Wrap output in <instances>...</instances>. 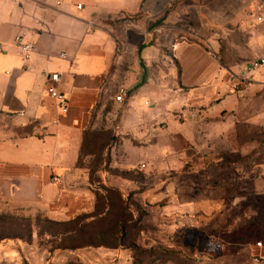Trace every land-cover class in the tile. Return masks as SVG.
I'll list each match as a JSON object with an SVG mask.
<instances>
[{"label": "crops", "instance_id": "1", "mask_svg": "<svg viewBox=\"0 0 264 264\" xmlns=\"http://www.w3.org/2000/svg\"><path fill=\"white\" fill-rule=\"evenodd\" d=\"M17 38L33 45L29 59ZM53 72L65 110L46 91ZM249 103L259 110L248 115ZM233 108L264 125V0H0L8 204L91 221L111 213L112 194L127 206L136 192L179 222L196 221L215 200L193 184L187 199L177 179L188 175L185 152L200 146L195 118ZM252 251L264 259V244Z\"/></svg>", "mask_w": 264, "mask_h": 264}, {"label": "rangeland", "instance_id": "2", "mask_svg": "<svg viewBox=\"0 0 264 264\" xmlns=\"http://www.w3.org/2000/svg\"><path fill=\"white\" fill-rule=\"evenodd\" d=\"M257 110L248 104V115ZM237 111L195 118L200 146L185 152L188 175L177 178L185 196L193 184L201 199L215 200L210 214L179 222L161 203L130 192L127 206L112 194L111 213L102 218L65 222L0 199V264H264L252 251L264 244V125ZM227 116L231 131H223Z\"/></svg>", "mask_w": 264, "mask_h": 264}, {"label": "built area", "instance_id": "3", "mask_svg": "<svg viewBox=\"0 0 264 264\" xmlns=\"http://www.w3.org/2000/svg\"><path fill=\"white\" fill-rule=\"evenodd\" d=\"M261 20V18H258ZM162 30L158 28L156 30L157 33H161ZM16 46L18 47L20 53L23 55L25 59H29L31 57V53L33 51V45L29 42H23L21 38H17L15 41ZM63 56V54H61ZM61 81V74L58 72H53L48 74V86H47V94L57 103L59 104V108L61 110H65L67 107V97L66 95L59 90L58 85ZM126 91L124 88H120L118 93L115 96V101L119 103H123L126 100ZM257 247H261L262 243L258 242Z\"/></svg>", "mask_w": 264, "mask_h": 264}, {"label": "trees", "instance_id": "4", "mask_svg": "<svg viewBox=\"0 0 264 264\" xmlns=\"http://www.w3.org/2000/svg\"><path fill=\"white\" fill-rule=\"evenodd\" d=\"M78 220H79V219H78ZM78 220H77V221H78ZM2 239H3V238H2Z\"/></svg>", "mask_w": 264, "mask_h": 264}, {"label": "water", "instance_id": "5", "mask_svg": "<svg viewBox=\"0 0 264 264\" xmlns=\"http://www.w3.org/2000/svg\"><path fill=\"white\" fill-rule=\"evenodd\" d=\"M263 63V62H262Z\"/></svg>", "mask_w": 264, "mask_h": 264}]
</instances>
